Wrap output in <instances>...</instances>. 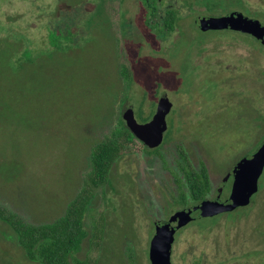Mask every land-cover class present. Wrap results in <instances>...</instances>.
Wrapping results in <instances>:
<instances>
[{"label":"rangeland","instance_id":"obj_1","mask_svg":"<svg viewBox=\"0 0 264 264\" xmlns=\"http://www.w3.org/2000/svg\"><path fill=\"white\" fill-rule=\"evenodd\" d=\"M162 1L182 13L166 36L145 23L142 0L2 1L1 206L30 223L62 216L81 188L92 146L116 124L120 109H150L163 92L172 114L187 115L185 125L192 119L174 133L194 167L203 161L216 179L257 151L264 142V45L242 31L203 30L195 20L239 10L264 24V0ZM52 30L71 31L73 42L54 48ZM123 65L134 75L130 85ZM136 149L113 165L111 184L95 198L78 258L151 264L154 208L150 185L138 180L149 166L133 155ZM249 203L180 229L173 264H264V171ZM0 264H41L28 258L1 219Z\"/></svg>","mask_w":264,"mask_h":264},{"label":"trees","instance_id":"obj_2","mask_svg":"<svg viewBox=\"0 0 264 264\" xmlns=\"http://www.w3.org/2000/svg\"><path fill=\"white\" fill-rule=\"evenodd\" d=\"M3 0H0V6ZM147 9L145 23L159 36H166L176 30L182 18L180 9L174 5H164L162 0H142ZM213 11L211 3H206ZM54 48H62L73 42V33L67 34L52 30L49 34ZM121 75L127 85L133 81V74L126 65L121 66ZM135 135L124 118L118 116L116 124L105 130L103 136L92 146L88 157V167L80 190L69 202L65 213L44 223L24 221L17 213L0 205V219L16 232L20 245L30 260L41 264H97L91 258H78L81 241L87 233L85 218L93 210V202L100 190L111 184L113 165L126 153L132 152ZM187 171L204 176L191 178L192 198L196 202L205 197L208 189L206 166L196 168L192 164ZM104 227L95 232L101 237Z\"/></svg>","mask_w":264,"mask_h":264},{"label":"water","instance_id":"obj_3","mask_svg":"<svg viewBox=\"0 0 264 264\" xmlns=\"http://www.w3.org/2000/svg\"><path fill=\"white\" fill-rule=\"evenodd\" d=\"M198 27L207 29H233L253 35L264 45V24L239 10H233L221 16L200 15L196 17ZM172 108V102L163 92L152 120L139 123L130 104L123 117L130 130L145 143L156 146L163 140L167 130L166 116ZM264 171V142L256 152L243 155L231 170L234 177L233 188L225 194L229 201L220 196L204 199L197 206L177 210L169 219L155 221V232L150 245L151 264H173L172 252L176 233L193 220L215 216L232 211L240 205L248 204L259 189V179Z\"/></svg>","mask_w":264,"mask_h":264},{"label":"flooded vegetation","instance_id":"obj_4","mask_svg":"<svg viewBox=\"0 0 264 264\" xmlns=\"http://www.w3.org/2000/svg\"><path fill=\"white\" fill-rule=\"evenodd\" d=\"M161 95L162 93L157 97L155 106L150 109L142 107L143 104L139 108H136L135 105L132 104L135 117L139 123H146L152 120L157 111ZM129 105L120 109L122 117ZM173 111L172 103V108L166 116L167 130L164 132L163 140L160 144L150 146L134 134V143L138 149L133 152V155L136 157L137 155L141 156L146 165L149 166V171L141 173V178H138V180H140L139 184L144 183V185H150V195L148 197L150 201L148 204L154 208V211L150 213L154 227L156 220L169 219L177 210L189 206H197L204 199H215L220 196L225 202L229 201L225 194L233 188L234 174L231 173V170L239 160L238 159L232 167L228 168L222 176L216 179L212 177L209 167L206 165L208 175V189L206 195L197 202L193 200L191 178L196 176L203 177L204 173L199 171L197 174L187 171L188 168H190V165H193L191 154L185 141L174 133L189 126L192 119L188 125H185L184 121L187 115L178 116L177 113L172 114ZM183 137L184 136H182V138ZM202 163L203 161H200V167L196 168H202ZM155 164L158 165L157 171L153 168ZM249 205L250 203L240 205L232 211L222 212L210 217L221 216L228 214L229 212L234 213L235 211L248 207ZM175 207L177 208L174 209Z\"/></svg>","mask_w":264,"mask_h":264}]
</instances>
